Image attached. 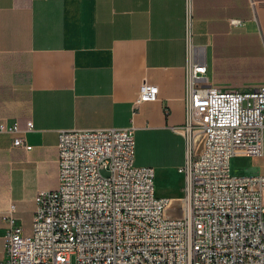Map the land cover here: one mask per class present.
I'll return each instance as SVG.
<instances>
[{
    "label": "crops",
    "instance_id": "crops-1",
    "mask_svg": "<svg viewBox=\"0 0 264 264\" xmlns=\"http://www.w3.org/2000/svg\"><path fill=\"white\" fill-rule=\"evenodd\" d=\"M192 59H204L210 86L264 85V0H193L189 36L185 0H0V120L19 131L0 135V261L1 213L14 203L29 234L36 195L53 190L40 179L50 173L58 185L62 130L133 125L136 165L155 170L156 196L182 216L188 151L175 130ZM145 81L158 100L135 108ZM16 137L32 150L13 148Z\"/></svg>",
    "mask_w": 264,
    "mask_h": 264
},
{
    "label": "built area",
    "instance_id": "built-area-1",
    "mask_svg": "<svg viewBox=\"0 0 264 264\" xmlns=\"http://www.w3.org/2000/svg\"><path fill=\"white\" fill-rule=\"evenodd\" d=\"M185 2L189 36L193 0ZM158 96L145 81L133 106ZM185 106V124L175 130L188 151L181 217L169 216L170 200L156 196L155 170L136 165L133 125L62 130L58 187L36 195L31 232L14 203L1 213L0 264H264V174L231 172L234 158H264V85L210 86L204 59H192ZM17 133V124L0 120V135ZM12 146L32 150L24 137Z\"/></svg>",
    "mask_w": 264,
    "mask_h": 264
},
{
    "label": "rangeland",
    "instance_id": "rangeland-1",
    "mask_svg": "<svg viewBox=\"0 0 264 264\" xmlns=\"http://www.w3.org/2000/svg\"><path fill=\"white\" fill-rule=\"evenodd\" d=\"M252 165H255L256 168H259L260 171L264 173V158L248 160L245 158H234L231 162V172L233 175H248L253 174L251 171ZM40 185L43 188H52L53 190L57 189V178L47 174L40 179Z\"/></svg>",
    "mask_w": 264,
    "mask_h": 264
}]
</instances>
